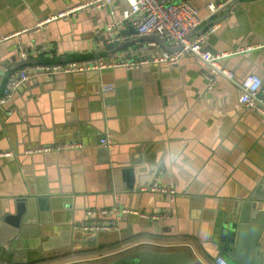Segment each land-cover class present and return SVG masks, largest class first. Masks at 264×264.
<instances>
[{
  "label": "crops",
  "instance_id": "crops-1",
  "mask_svg": "<svg viewBox=\"0 0 264 264\" xmlns=\"http://www.w3.org/2000/svg\"><path fill=\"white\" fill-rule=\"evenodd\" d=\"M86 1L0 0V98L7 80L2 70L22 59L31 62L18 69H32L31 78L0 104V150L15 152L0 159V219L15 214L19 199L26 198L27 209L34 206L32 225L40 227L19 238L11 236V222L0 220V246L5 238L20 239L22 245L12 262L0 257V264L89 258L95 250L55 254L80 246L84 235L79 225L109 219L89 210L99 212L117 201L167 213L159 219L121 217L124 239L139 236L130 246L147 243L148 249L162 252L188 251L197 264H216L217 256L228 257L221 215L249 194L264 196V116L241 103L240 86L224 75L217 73L209 88V66L191 55L177 65L118 66L77 72L71 78L34 75L39 64L35 59H131L164 49L157 40L145 38L109 54L107 44L114 39L126 42L140 36L131 32L132 19L124 16L127 0H114L100 10L80 9L38 27L48 16ZM193 3L209 17V5L221 2ZM215 25L207 49L230 53L221 61L238 81L251 72L264 81V0H239ZM109 84L112 89L105 91ZM106 134L113 144L101 153L100 140ZM68 142L82 146L24 153L29 147ZM153 169H158L153 182L175 187L177 195L141 190L150 184L138 181L150 179ZM259 242L264 254V231Z\"/></svg>",
  "mask_w": 264,
  "mask_h": 264
},
{
  "label": "built area",
  "instance_id": "built-area-1",
  "mask_svg": "<svg viewBox=\"0 0 264 264\" xmlns=\"http://www.w3.org/2000/svg\"><path fill=\"white\" fill-rule=\"evenodd\" d=\"M114 0H88L83 4L72 6L61 10L51 16H48L44 21L38 24V27L43 26L46 22L57 18H68L73 13L80 9L90 8L100 10L110 6ZM194 0H127L129 7L124 11L125 18H131L134 26L137 28V34H152L156 33L163 37L168 45L181 46V48L169 51L162 49L159 53L152 57L143 58H97L91 60L70 61L66 63H39L34 66L35 74L55 75L60 73H73L79 71L97 70L101 72L107 68L124 66L126 68H140L155 63H166L169 65L179 64L187 55L193 56L202 64L208 65L210 72L207 78L210 80L209 88H213L216 74L220 73L225 77L233 80L241 88V103L252 110L264 116V81L263 78L254 72L247 74L241 81H238L233 72L222 63V59L230 53L228 52H213L206 47V43L211 33L218 28L217 25L211 26L206 31L195 33L189 36L193 30L204 25L207 16H204L200 9L197 8ZM229 0H225L219 4L211 3L210 15L218 8L223 7ZM114 23L109 27L112 29ZM9 36H4L6 39ZM248 46L247 48H252ZM246 48V49H247ZM245 50V49H243ZM240 50V51H243ZM239 52V51H237ZM22 56H27V51H22ZM31 67H22L17 69L12 76L7 80L3 96L0 98V104L7 103L12 97L14 91L23 83L28 81L32 76ZM105 91L112 89V85L103 86ZM100 144L106 147H111L113 142L109 134L104 135ZM78 142H68L58 145H38L36 147L27 148L25 154H33L47 152L54 148H72L81 147ZM15 155L12 149H1V158H10ZM141 190L158 192L168 197L173 198L177 195L175 187L161 184L155 181L149 186H142ZM90 215L100 214L109 217L106 221H96L93 219L87 220L79 225L81 230L87 232H110L119 229V222L123 214H135L147 219H159L167 213L162 211H143L132 207L122 206L118 201L113 207H105L99 212L89 210ZM216 264H240L225 255H219L216 258Z\"/></svg>",
  "mask_w": 264,
  "mask_h": 264
},
{
  "label": "water",
  "instance_id": "water-1",
  "mask_svg": "<svg viewBox=\"0 0 264 264\" xmlns=\"http://www.w3.org/2000/svg\"><path fill=\"white\" fill-rule=\"evenodd\" d=\"M225 0H219V2H223ZM218 3V2H217ZM239 3V0H229L223 7L218 8L213 14H211L205 21L202 27L197 28L189 33V36L194 35L195 33H200L206 31L212 25L220 22L226 17L231 9ZM223 11L221 15L216 18H213L215 14ZM131 32L137 34V28L133 27ZM212 35V34H210ZM145 38H152L159 42V44L165 49L169 51H174L181 46H172L168 45L165 39L159 36L156 33L152 34H144L140 36H136L135 38L128 40L126 42L120 41L119 39H114L113 41L107 44V49L109 50V54L115 52L116 47L135 43L139 40ZM35 62L41 63L42 59H35ZM31 62L28 59H22L20 62H15L11 66L8 67L7 71H4L5 77L7 80L12 76V74L18 69L20 65L23 63ZM45 62V61H44ZM55 62V61H54ZM83 72H92L88 71H79V73ZM91 74V73H88ZM78 75L77 72L73 73H60L57 74L56 77H66L71 78V76ZM6 80V82H7ZM108 147L103 146L100 152H105ZM158 169H153V173L150 179L143 181V179L138 181L139 185H143L144 183L151 184L154 178L157 175ZM136 186H131L129 188H135ZM116 188V187H115ZM117 189V188H116ZM20 201V206L18 204L17 211L15 214H6L0 220L5 225L8 222H11L12 233L11 236L16 235L19 238H25L30 235H33L40 227L32 225L34 222L32 219L31 210L34 206L29 205L27 209V205L25 202L26 198H22ZM30 201V200H29ZM128 216L127 214H123L122 217ZM223 221L220 223L222 226V235L221 238L226 242L223 251L228 254V257L240 264H264V254L261 252L260 245V237L264 231V196L256 194H249L248 198L239 202H235V207H232L230 211H226L223 215H221ZM28 222V223H27ZM81 232L84 237L80 242V246L74 248L71 246L70 250H59L55 255H62L69 252H79V251H90L96 250L98 248H103L109 246L111 244L121 242L124 240V233L121 229L110 231V232H87L84 230H78ZM5 238V237H2ZM11 240L8 244H5L6 241ZM20 239L13 240L10 238H5L1 240L0 246V257L7 260V262H12V258L18 255V249L21 248L22 245L19 243ZM231 242H236L235 246L232 249H229V244ZM8 245V246H7ZM49 248L52 245L48 246ZM245 247H248L246 249ZM34 253V251H32ZM13 262H16V259L13 258ZM116 264H197L193 258L190 256L188 251H174V252H162L153 249L145 248L141 250L137 255L118 262Z\"/></svg>",
  "mask_w": 264,
  "mask_h": 264
},
{
  "label": "trees",
  "instance_id": "trees-1",
  "mask_svg": "<svg viewBox=\"0 0 264 264\" xmlns=\"http://www.w3.org/2000/svg\"><path fill=\"white\" fill-rule=\"evenodd\" d=\"M139 239V236H135L129 239H124L121 242H117L114 244H111L109 246L103 247V248H98L94 252L96 253H107L108 251H112L114 249L120 248L122 245H129L133 241H137ZM151 247L150 244L147 243H142L138 245H132L127 248L121 249L118 252L112 254V256H106L109 257V261L106 264H116L118 262L123 261L124 259L131 258L135 255H137L141 250ZM91 252V253H94Z\"/></svg>",
  "mask_w": 264,
  "mask_h": 264
},
{
  "label": "rangeland",
  "instance_id": "rangeland-1",
  "mask_svg": "<svg viewBox=\"0 0 264 264\" xmlns=\"http://www.w3.org/2000/svg\"><path fill=\"white\" fill-rule=\"evenodd\" d=\"M129 246L130 244L129 245L125 244V245H122L120 248L114 249L112 251H108L107 253L99 255V256H97L99 253H96V254H91V256L86 259H80L82 257L81 256L79 257V259H76L75 261L67 259L64 261L62 260L60 262H56V263L53 262V264H106L109 261V257H106V256L108 255L112 256V254L118 252L121 249L127 248ZM82 258H85V257H82Z\"/></svg>",
  "mask_w": 264,
  "mask_h": 264
}]
</instances>
